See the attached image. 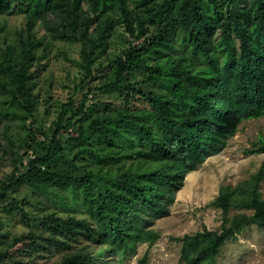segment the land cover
<instances>
[{"label":"trees","instance_id":"trees-1","mask_svg":"<svg viewBox=\"0 0 264 264\" xmlns=\"http://www.w3.org/2000/svg\"><path fill=\"white\" fill-rule=\"evenodd\" d=\"M15 5L27 22L0 56V96L20 104L38 136L24 140L33 156L0 186V264L36 263L53 248L67 251L55 264H116L139 242L159 238L148 225L187 174L222 151L242 121L264 116V0H136V10L129 0H0V16ZM120 25L131 39L99 90L121 93L125 106L71 99L48 135L37 124L34 77L53 42L80 44V63L93 77ZM133 98L143 105L129 104ZM247 152H264V133ZM263 182L264 163L236 185H221L212 205L223 212L222 227L185 234L182 264H215L228 239L264 226ZM21 187L54 194L61 209L80 214L33 215L30 198L15 194ZM2 211L19 213L28 231L2 232ZM93 242L102 249H89Z\"/></svg>","mask_w":264,"mask_h":264},{"label":"rangeland","instance_id":"rangeland-1","mask_svg":"<svg viewBox=\"0 0 264 264\" xmlns=\"http://www.w3.org/2000/svg\"><path fill=\"white\" fill-rule=\"evenodd\" d=\"M135 3L136 0H129L131 8L135 9ZM22 11H24L22 7L15 5L8 14L0 16V56L5 48L16 45L18 41L19 33L27 22ZM37 34L45 37L47 42L51 41L46 30L40 25ZM130 39L125 27L118 26L117 34L112 37L111 44L95 66L96 72L93 77L87 75L80 63V44L53 42L51 52L42 60L39 71L34 77L35 93L39 96L37 124L41 125L43 131L48 135L52 134L51 128L55 126L61 105L70 102L71 99L76 105L88 96L86 106L102 102H109L118 107L125 106L126 101L121 93H103L99 90V85L104 79L101 76L108 71V64L128 46ZM180 40L176 41V45L182 49L183 43ZM129 104L143 105L136 98H133ZM31 121L32 119L28 121L23 119V111L17 101L7 95L0 96V186L14 171L16 163L20 167L22 162L25 163L30 156H33L28 146H22L24 140L31 142L35 134L27 130L31 128ZM263 133L264 116L242 121L237 133L228 139L225 148L190 171L175 200L157 218L151 220L148 228L157 232L159 238L153 243L139 242L135 249L126 253L123 261H119L116 257L114 262L141 264V260L146 256V264H182L181 238L185 234H193L205 227L213 230H220L222 227L223 212L212 205L221 185H236L249 178L264 163V152H247ZM64 137H68L67 132H64ZM261 191L264 197V182ZM15 194L30 198L31 204L26 208L33 215L53 209H57L60 214H80L78 209L71 211L61 209L54 194L41 192L35 195L31 187H21ZM238 212L239 210L233 209L230 216ZM1 215L4 222L2 232H7L11 238L28 231L29 228L19 213L9 214L2 211ZM89 249L97 252L102 247L93 242ZM43 253L44 257L39 256L36 263L25 259L23 264H55L67 254V251L53 248L52 251L45 250ZM105 256L109 255L104 254L103 257ZM97 261L99 264H106L104 259ZM215 264H264V226L257 224L247 226L236 236L228 239L221 247Z\"/></svg>","mask_w":264,"mask_h":264}]
</instances>
